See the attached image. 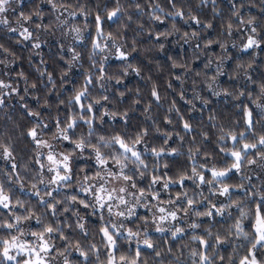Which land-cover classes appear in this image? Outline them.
I'll use <instances>...</instances> for the list:
<instances>
[{
  "label": "clouds",
  "instance_id": "1",
  "mask_svg": "<svg viewBox=\"0 0 264 264\" xmlns=\"http://www.w3.org/2000/svg\"><path fill=\"white\" fill-rule=\"evenodd\" d=\"M0 264H264V0H0Z\"/></svg>",
  "mask_w": 264,
  "mask_h": 264
}]
</instances>
